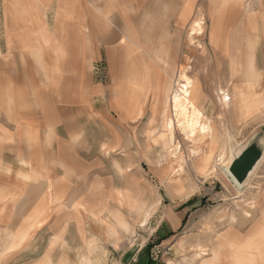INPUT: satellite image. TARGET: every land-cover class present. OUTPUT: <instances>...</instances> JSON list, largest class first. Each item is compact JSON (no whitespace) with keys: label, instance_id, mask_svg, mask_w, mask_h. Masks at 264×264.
Instances as JSON below:
<instances>
[{"label":"crops","instance_id":"obj_1","mask_svg":"<svg viewBox=\"0 0 264 264\" xmlns=\"http://www.w3.org/2000/svg\"><path fill=\"white\" fill-rule=\"evenodd\" d=\"M209 1L210 14L207 0H0V264H106L103 247L126 248L131 216L147 202L135 210L140 187L125 175L124 152L156 128L163 66L190 53L199 17L213 28L209 47L196 37L225 71L221 88L232 82L242 104L264 66V14L242 0ZM203 91L206 115L216 97ZM102 151L122 153L105 160ZM257 177L218 231V264H264V172ZM144 246L114 264L146 263Z\"/></svg>","mask_w":264,"mask_h":264},{"label":"rangeland","instance_id":"obj_2","mask_svg":"<svg viewBox=\"0 0 264 264\" xmlns=\"http://www.w3.org/2000/svg\"><path fill=\"white\" fill-rule=\"evenodd\" d=\"M242 6L243 8L250 6L258 14H264V0H242ZM210 10V1L207 0L206 14H210ZM232 12L238 14L237 10L231 9L229 14L227 13L228 16ZM201 19L199 17L196 20L200 22ZM193 23L187 31L191 36L192 49L190 53H183L174 66H170V71L173 70L180 75L179 68H188L189 75L199 81L201 88L212 95L213 99L214 96L216 97L214 101L209 100L208 114L205 115L212 123L213 136L209 140L207 137L199 136L188 138L180 129H176L174 141L169 144L164 137L167 133L165 134L163 122L155 115L154 104L153 112L158 118L156 128L152 131L150 129L144 131L139 136L138 150L124 152L130 160L128 162L132 164V166L128 165L125 175L129 177L136 174L139 180L136 186L140 187L141 196L137 198L139 206H136L135 210L137 209L138 212L145 202L147 206L140 213L131 216L132 220L129 222L132 225V235L128 238L126 248L118 245L103 247L105 254L108 252L111 256L106 264H114L125 250L130 252L137 247L136 252L144 243L142 253L147 261L143 264H218L220 252L215 245L216 239L219 238L218 231L230 222L231 215L244 201V198H236L238 191L244 188L239 189L234 185L226 172V167L231 151L234 152L257 134H262L264 138V133L261 131L264 127L263 62H260V66H256L262 72V78L253 90V93H259L261 98L258 108L254 107L256 103L251 104L249 110L245 108L243 103L241 104L239 92L236 91L235 96L231 93V89L234 88L232 82L222 87L230 98L229 102L228 100L225 102L224 96L219 91L221 85H224L222 75L225 71L214 66V52L206 49L203 41L196 37L199 33L202 34L209 47V31L212 26L206 18L200 22L201 30L191 32ZM261 27L260 29L263 30L264 24H261ZM200 60L202 65L198 66ZM94 71L96 79L103 81L108 71L106 62L96 64ZM163 84H167V78ZM242 88L244 89L245 85ZM168 117H172L171 113ZM146 121L147 117L142 121V127L145 126ZM156 122L155 118L151 121V125ZM90 137L95 139L96 136ZM97 153L100 152H94ZM121 153L102 151L101 155L105 160H109ZM134 159H136L135 167ZM262 172H264V162L261 163L254 177ZM130 186L134 190V183H130ZM134 227L137 231H134ZM128 262L142 264L136 257L124 259L121 264Z\"/></svg>","mask_w":264,"mask_h":264},{"label":"bare ground","instance_id":"obj_3","mask_svg":"<svg viewBox=\"0 0 264 264\" xmlns=\"http://www.w3.org/2000/svg\"><path fill=\"white\" fill-rule=\"evenodd\" d=\"M199 20H196V22L194 21L191 32H198V30H201L202 25L200 24V22L202 21V19L200 22ZM170 69V66L166 68L167 84H163V86H160L158 88L156 93L157 96L155 98V115H157L163 122V128L166 130L165 134L167 133V135H164V137H166L169 144H172L174 141L175 130L180 129L183 134H186L188 138H195L196 136H199L202 138L207 137V139L209 140L210 137L213 136V126L211 121L208 120V118L201 110V101L204 92L199 81L189 75L190 70L188 68H179V70L181 71L180 75H178L177 72L174 73L173 71H170ZM259 71L260 70L256 69V72L253 73L255 74L254 80L249 81L250 93H245V95H243V98H241L243 100L242 103L245 105V107L248 108V110L249 108H251V104L256 103L254 105V107L257 106L256 108H258L260 104L261 98L259 93H253L255 84L259 83L261 80V71ZM174 86H177L178 88L176 87V89ZM219 91L221 92V95L224 96V99L228 100L229 102L230 98L227 97L226 92H224L221 87L219 88ZM169 113H171V118L168 117ZM232 156L233 152L231 151L228 158L226 172L231 178L234 185L239 189H242L246 185H248L250 179L255 174H257L256 172L258 168L260 167L261 163L264 162V156L244 185H239L235 178L228 171V166L231 163ZM215 257L217 256L215 255Z\"/></svg>","mask_w":264,"mask_h":264},{"label":"water","instance_id":"obj_4","mask_svg":"<svg viewBox=\"0 0 264 264\" xmlns=\"http://www.w3.org/2000/svg\"><path fill=\"white\" fill-rule=\"evenodd\" d=\"M264 133V127L261 128ZM264 156V138L257 134L233 152L228 171L239 185H244Z\"/></svg>","mask_w":264,"mask_h":264},{"label":"snow or ice","instance_id":"obj_5","mask_svg":"<svg viewBox=\"0 0 264 264\" xmlns=\"http://www.w3.org/2000/svg\"><path fill=\"white\" fill-rule=\"evenodd\" d=\"M261 233L264 234V223L261 225Z\"/></svg>","mask_w":264,"mask_h":264},{"label":"built area","instance_id":"obj_6","mask_svg":"<svg viewBox=\"0 0 264 264\" xmlns=\"http://www.w3.org/2000/svg\"><path fill=\"white\" fill-rule=\"evenodd\" d=\"M126 264H133V263H131V262H128V263H126Z\"/></svg>","mask_w":264,"mask_h":264}]
</instances>
